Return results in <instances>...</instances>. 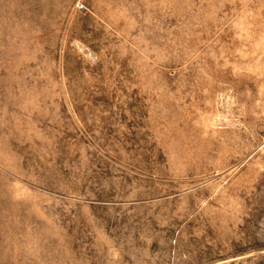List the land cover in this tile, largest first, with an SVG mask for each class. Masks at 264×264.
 Here are the masks:
<instances>
[{"label": "rangeland", "instance_id": "rangeland-1", "mask_svg": "<svg viewBox=\"0 0 264 264\" xmlns=\"http://www.w3.org/2000/svg\"><path fill=\"white\" fill-rule=\"evenodd\" d=\"M0 264H264V0H0Z\"/></svg>", "mask_w": 264, "mask_h": 264}]
</instances>
